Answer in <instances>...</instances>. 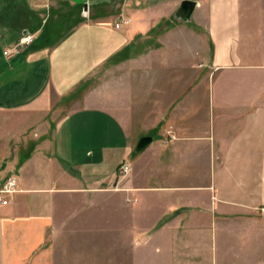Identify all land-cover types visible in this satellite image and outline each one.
<instances>
[{"label": "crops", "instance_id": "0c3cea01", "mask_svg": "<svg viewBox=\"0 0 264 264\" xmlns=\"http://www.w3.org/2000/svg\"><path fill=\"white\" fill-rule=\"evenodd\" d=\"M195 1L0 0V264H260L264 0Z\"/></svg>", "mask_w": 264, "mask_h": 264}, {"label": "built area", "instance_id": "2783aa9c", "mask_svg": "<svg viewBox=\"0 0 264 264\" xmlns=\"http://www.w3.org/2000/svg\"><path fill=\"white\" fill-rule=\"evenodd\" d=\"M130 22L129 17H121L120 21L114 24L115 27H119L120 24H128ZM35 32L25 31L8 49L3 51L4 55L18 54L26 46L30 45L35 40ZM129 170V166L125 163H122L120 166L121 173L125 174ZM17 180L14 176H7L0 183V201L5 204L7 202L6 196L17 191ZM260 212L264 214V205H261L259 208Z\"/></svg>", "mask_w": 264, "mask_h": 264}, {"label": "rangeland", "instance_id": "374dc122", "mask_svg": "<svg viewBox=\"0 0 264 264\" xmlns=\"http://www.w3.org/2000/svg\"><path fill=\"white\" fill-rule=\"evenodd\" d=\"M88 84L89 85L92 84L91 78L89 79ZM1 181H2V179L0 177V183H1ZM216 234H217L216 239H213V246L212 247H213L214 255L216 254L217 256H219L222 252L221 249L224 248V246H222L220 243L219 232L217 231ZM246 240L248 243L249 239H246ZM244 241L245 240H242V239L238 240L235 237H233V238L230 237L229 241H228V245L226 246V254H227L226 256H228V257L232 256V258H234V256H241L245 252H249V250L251 249V246L249 247L248 245H245ZM254 241L256 242L255 239H254ZM260 241H261V243H260V255H261L260 264H264V238H262Z\"/></svg>", "mask_w": 264, "mask_h": 264}, {"label": "water", "instance_id": "95a60500", "mask_svg": "<svg viewBox=\"0 0 264 264\" xmlns=\"http://www.w3.org/2000/svg\"><path fill=\"white\" fill-rule=\"evenodd\" d=\"M195 0H181L179 6L177 7L174 18L179 22H188L192 18V13L196 6ZM153 137L151 135H143L139 138L135 150L140 151L143 149L148 143L152 141Z\"/></svg>", "mask_w": 264, "mask_h": 264}]
</instances>
